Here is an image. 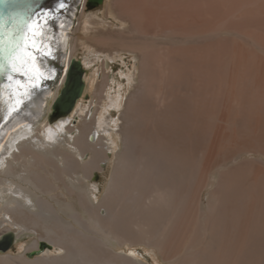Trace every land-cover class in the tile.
Returning <instances> with one entry per match:
<instances>
[{
    "label": "bare ground",
    "instance_id": "6f19581e",
    "mask_svg": "<svg viewBox=\"0 0 264 264\" xmlns=\"http://www.w3.org/2000/svg\"><path fill=\"white\" fill-rule=\"evenodd\" d=\"M125 1L131 35L104 41L108 56L130 51L142 61L139 79L128 75L129 97L114 95L103 82L108 101L97 120L77 135L72 116L55 125L46 121L40 135L33 128L56 99L57 85H51L0 129V187L12 194L1 213L14 216L18 237L34 230L64 250L30 260L28 252L40 245L34 239L19 257L0 254V264H145L127 255L126 246L153 248L165 264H264V54L239 42L185 51L151 43L163 34H200L208 23L230 18V30L264 46V0ZM80 3L85 13L86 0H77L52 33L36 36L38 53L50 51L49 59L68 65L76 54L71 32ZM22 35L25 40L27 29ZM48 63L39 64L53 77ZM9 96L6 111L14 101ZM113 109L120 118L112 119ZM114 133L123 146L107 193L96 201L91 182L116 149ZM88 153L91 160H78ZM40 167L73 199L57 200L59 210L51 213L34 191L56 188Z\"/></svg>",
    "mask_w": 264,
    "mask_h": 264
},
{
    "label": "rangeland",
    "instance_id": "374dc122",
    "mask_svg": "<svg viewBox=\"0 0 264 264\" xmlns=\"http://www.w3.org/2000/svg\"><path fill=\"white\" fill-rule=\"evenodd\" d=\"M125 2V0H102L99 5H95L92 7L86 6L85 13L82 12L81 8L77 9V15L74 18L75 25L73 28V32H71V37L74 41V45H77L76 54L73 59L82 62L86 72L84 75L85 88L83 94L78 100L73 112L70 114V116L73 117L71 126L74 127V135H77L79 128H83L85 126V122H90L91 120L93 121L95 119L97 120L99 114L104 112L103 106L108 100L106 101L103 95H101L103 82L107 84L106 90H111L114 95L119 92L125 99H127L129 95L134 91V88H131L130 86L128 75L136 72V78L139 79L142 61L140 58H136L133 52H115L113 53L115 54V56L113 55L112 57L108 56L109 52H106L110 50V47L106 44V41H104L105 36L113 35L116 37V35L121 33L129 36L131 35L130 33H132L133 25L132 23H130L131 21L129 20V18L126 17L124 10H122ZM208 18L215 19L217 18V16L216 14H210ZM229 19L230 18H226V22L224 23H208L209 25H207V30L200 34L198 32H192L189 35L181 33H170L165 35L163 34L158 38H151V43L156 42L157 48L176 46V48L178 47V50L182 49L183 51H185L184 49L187 50L191 46L193 49L196 48L195 50H198V46L204 47V45L206 46V48L211 46V48L220 49L222 47H226L233 43L239 42L247 46V48H251V50L259 52L258 54L260 55L264 54V46L260 45L258 41H255L254 38H251L246 34L230 30L227 27L229 24H232L227 23ZM91 21L94 22L92 23V25L89 24ZM86 26H88L87 28L90 29L88 30ZM96 50L102 52L97 53L95 52ZM161 54L163 55V53H160V55ZM85 63L88 65V67H86ZM220 73L222 76L226 75L225 70L223 69H221ZM56 85L57 89L55 95L57 98L63 87L62 79H60L56 83ZM53 102L51 104H53ZM51 111L52 105H50V107L47 109L46 116L43 118V120H40L34 126L33 129L35 133L40 134L38 129L43 126L46 121L48 122L47 115ZM111 113L112 119L116 120L121 117V113L118 110L113 109ZM59 121L60 120H56L52 125L57 124ZM179 121L181 123L184 122L183 119H179ZM113 135L114 140L117 143L116 149L114 151H109V160L103 162L104 164L101 165L102 169L95 173L91 182L92 185L96 186V201L102 200L107 193L115 169L116 154L123 146L121 137L116 133H114ZM106 137L108 136L106 135ZM92 157V154L88 153L83 155L82 157H78V160H80L82 163H86L87 161L91 160ZM248 157L252 158L253 156L249 155ZM8 159H10L9 155ZM26 159L30 160V156L26 157ZM10 160L14 164V158L12 157ZM22 161L23 157H19V159L16 160L15 163H20ZM43 168L44 167L38 168L39 172L46 180L54 183L56 185V188L54 190H49L48 192H41L40 190L36 189H34V191L38 192L39 195L47 200L46 202L49 204L47 207V212L51 213L52 207L59 210L58 204L56 202L57 200L64 202L72 201L73 199L69 197V195L65 191L63 183H55L53 177H51V173L49 175V173L45 171L47 167L44 168V171L42 170ZM1 176L3 175L0 174V177ZM7 178L10 181L12 180L14 182V175H9L7 176ZM15 178V181L17 180L16 182H18L19 184L25 186L32 185L31 182L23 181L20 178L18 179V177ZM66 178H69V176H67ZM2 189H0V207L7 206L9 201L12 199L11 192ZM13 217L4 212L1 213L0 211V232L4 229L10 228V230H7L0 235V239L4 234H7L9 232H13L16 235V242L14 243V245L7 251H0L1 255L11 254L14 257H19L26 252V248L33 243L34 239L39 241L40 245L36 249L28 252L27 257L30 260H35L42 256H60L64 254V250L59 249L57 246L53 245L51 242L44 238H39V234L34 230L33 232L27 231L18 237V228L11 224V222H14ZM124 252L127 255L141 260L145 264H165L161 260L158 252L153 248H149L146 246H126L124 247Z\"/></svg>",
    "mask_w": 264,
    "mask_h": 264
},
{
    "label": "water",
    "instance_id": "95a60500",
    "mask_svg": "<svg viewBox=\"0 0 264 264\" xmlns=\"http://www.w3.org/2000/svg\"><path fill=\"white\" fill-rule=\"evenodd\" d=\"M77 0H0V19H4L9 12H15L22 15L27 20V38L23 43L27 46V51L31 52L36 57L34 67L36 75L42 77L36 80H29V67L33 64L31 60L21 64L18 61V68L24 69L25 74L20 71H12L3 58L0 56V129L14 115L22 113L26 109V104L36 96L41 90L48 89L51 85L63 79V87L52 104V111L48 113V122L54 124L56 120H61L63 117L68 119L73 112L78 100L81 98L85 88V69L82 62L71 59L68 65L64 62L49 59L45 54L35 51V48L41 46V40L44 39L45 32L52 33L56 28V22L59 17L65 16ZM63 4V7L60 5ZM14 9V11H13ZM36 36L41 37L39 42ZM35 41L36 47L31 46L32 41ZM49 59V60H47ZM49 61L48 67L54 71L53 77H47L46 70L40 67V64H45ZM40 63V64H39ZM33 83L36 87H33ZM23 85L21 87L20 85ZM14 94V101L13 99ZM11 96L13 104L6 111L8 96ZM9 96V97H10ZM16 242V235L13 232L4 234L0 239V251H7Z\"/></svg>",
    "mask_w": 264,
    "mask_h": 264
},
{
    "label": "snow or ice",
    "instance_id": "6c2138e0",
    "mask_svg": "<svg viewBox=\"0 0 264 264\" xmlns=\"http://www.w3.org/2000/svg\"><path fill=\"white\" fill-rule=\"evenodd\" d=\"M7 2V0H5ZM63 7V4L60 5ZM27 20L15 12H9L4 19H0V56H3L7 66L12 69V71H20L21 74H25L24 69L18 68V61L23 64L27 60H31L33 64L29 67L28 72L31 75L28 76L29 80H36L42 77L36 75V69L34 67L35 56L31 52L27 51V46L23 43L22 33L27 29ZM31 46L36 47L35 41H32ZM36 51L40 49L36 48ZM46 55H51L48 51ZM3 66L0 65V68ZM23 87V85H20ZM33 87L36 84L33 83Z\"/></svg>",
    "mask_w": 264,
    "mask_h": 264
},
{
    "label": "flooded vegetation",
    "instance_id": "af4514ba",
    "mask_svg": "<svg viewBox=\"0 0 264 264\" xmlns=\"http://www.w3.org/2000/svg\"><path fill=\"white\" fill-rule=\"evenodd\" d=\"M101 1L102 0H86V6H88V7H92V6H95V5H99L100 3H101ZM86 6H85V8H86ZM78 7H79V9L81 8H83V4H79L78 5Z\"/></svg>",
    "mask_w": 264,
    "mask_h": 264
}]
</instances>
